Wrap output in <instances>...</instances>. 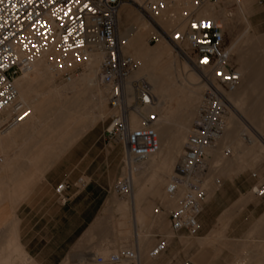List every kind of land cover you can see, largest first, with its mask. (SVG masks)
Segmentation results:
<instances>
[{
  "label": "built area",
  "instance_id": "built-area-1",
  "mask_svg": "<svg viewBox=\"0 0 264 264\" xmlns=\"http://www.w3.org/2000/svg\"><path fill=\"white\" fill-rule=\"evenodd\" d=\"M204 1L197 0L196 6ZM129 2L131 0H0V116L16 101L14 79L29 71L36 61L45 59L62 73L63 81L69 82L90 62L92 55L101 54L98 81L109 89L108 106L113 112L104 135L107 141L122 146L121 168L131 162L143 163L156 155L160 149L155 128L158 116L155 112L144 114L141 111L155 106L157 100L144 80H129L136 65L130 56L123 54L119 41L118 13L121 6ZM260 3L264 4V0ZM165 6L163 0L148 1L145 11L155 14ZM152 38L156 43L158 38ZM168 38L180 46L186 45L180 50L202 73L207 84L198 111L199 120L187 137L165 188L169 197H179L177 206L168 212L171 231L195 234L199 229V216L208 202L203 187L209 173L211 156L208 152L216 147L226 128L229 103L226 96L237 90L241 76L231 63L220 24L192 14L187 19L186 29ZM15 112L17 122L28 115L21 106ZM133 114L141 119L138 127L131 126ZM251 176L258 178L257 173ZM78 183L80 188L85 186L83 179ZM216 184L219 186L220 181ZM69 187L67 183H60L55 188L62 204L68 202L64 192ZM129 188V177H118L115 193L125 195ZM250 193L263 197L264 179L255 184ZM158 210L161 208L154 212ZM167 247L165 240H159L148 251V257L158 258ZM122 261L138 264V256L135 251L123 250L96 259L99 264Z\"/></svg>",
  "mask_w": 264,
  "mask_h": 264
},
{
  "label": "rangeland",
  "instance_id": "rangeland-1",
  "mask_svg": "<svg viewBox=\"0 0 264 264\" xmlns=\"http://www.w3.org/2000/svg\"><path fill=\"white\" fill-rule=\"evenodd\" d=\"M234 2V0H205L193 12L198 18L200 11L207 9L208 14L222 25L227 51L232 44L238 41L237 48L240 53H231L229 55L231 63L236 69H242L245 73L246 78L240 82L239 87H247L249 80H251V85L247 88V95L241 108V115L245 120L236 114L235 117H231L233 118V123H226V127L234 128L237 133L241 134V137L237 134L241 143L236 142V138L222 139L220 141L228 142L221 147V150L216 155H213V149L209 150L208 154L211 156L208 162L209 168L211 167L212 170V165L216 168L212 171L213 177L206 183L204 181L203 186L206 191L207 187L210 190V187L212 188L217 180L221 181L229 178L220 176L221 173H227L228 169L231 171L241 170L238 173L255 172L260 177L264 175V12L259 16L250 17L257 9L264 10V5H261L259 0L255 2L242 0L241 2H249V4L246 12L240 14ZM131 4L132 1L122 10L125 12L131 9ZM184 4H187V1L181 0L180 5L184 6ZM120 18L124 20L123 12ZM129 26L130 20L124 26L120 25L119 34ZM150 31L153 32V30ZM149 37L147 33L146 48L150 52L151 50L155 52L156 43L153 38ZM162 42H166V50H163L161 54H154L148 66L160 71L163 92L169 95L175 94L174 97L177 104L173 117L174 123L166 127L162 132L157 131L162 148L159 160L145 161L135 167L133 192L137 196L138 206H135L137 209L143 212L141 208L143 205H150L151 207L148 219L140 218L137 221L138 223L136 222L139 238H147L148 230L154 229L155 234L159 236L157 241L165 240L168 247L155 260H149L146 257L150 250L148 247L140 256L143 262L150 264H193L192 261L194 260H196L195 264H236L244 259L247 253L250 255L263 253V248L260 249L261 251H259V248L262 243L264 244V214L252 225H250V220H248V224L239 227L241 231L234 235H230L227 232L228 220L226 213L218 220L215 229L205 236L200 233L201 228L195 234L185 231L175 234L170 229L167 215L169 211L176 207L178 197L168 198L165 195L167 186L165 173L170 166L172 150L177 145L184 144L195 127L197 108L200 103H197L193 108L191 121L187 122V111H184L185 108L183 107L185 104L183 105L182 102L185 95L190 92L191 84L199 82V80H195V74L199 75V73L194 70L191 63L189 64L186 61L182 51L180 52L176 47H173V49L170 47L169 44L171 42L168 39L163 38L161 39ZM185 48L186 45L183 44L182 50ZM40 63L41 60H38L32 65L36 76H32L29 82L30 85L36 88L33 95L39 97L48 89L47 80L42 78L44 75L39 76V72L42 73L41 66H39ZM186 63L188 67L184 66ZM22 75L19 77H22ZM140 78L147 81L143 76ZM202 81L203 79H201ZM84 82L86 83V81ZM54 84L56 86L66 85L61 81V75L55 80ZM99 90H101V93L103 92L102 89ZM203 90L199 93V99L200 97L202 99L205 92ZM103 100L99 106L89 94L65 96L60 112H58L54 96L48 95L45 100L40 101L42 106H37L36 108L34 123L31 125L25 124L21 129V140L28 139L29 141H16V145L24 144L19 160L13 165V168L18 167L20 169V175L14 181L12 180L14 177L8 180L12 181V183L27 180L29 184L26 191L28 192L34 186V183L39 180L37 177L33 178L36 172L43 169L44 173L55 164V160L66 153L68 148L76 141H79L84 134L89 132L92 141H107L102 132L108 126L112 112L108 106L106 96L103 97ZM188 112L190 111L188 110ZM229 116L231 115L228 113L227 117ZM1 117L4 118V116ZM46 118H49L47 127L41 129L45 124L43 122ZM24 122L22 121V123ZM88 124L91 127L88 128ZM138 124L140 125V123ZM3 125L0 124L1 136L4 135L3 132L5 130ZM248 139L253 141H246ZM220 143L218 141L215 150ZM9 154L11 155V153ZM0 158L2 159L0 166H3L6 158L1 153ZM249 163L251 165L244 169L245 165H249ZM142 169L143 171H141ZM3 171L4 167H0V173ZM125 171V169L120 168L119 178H122V176L126 177ZM8 173L10 175L12 171ZM27 175H30V177H27ZM1 179L4 180V178ZM138 184L140 185L139 189L137 187ZM216 185L214 189L217 190L219 186L217 185V187ZM13 187L11 185V189ZM0 191H3L2 187ZM7 194L5 192L4 196H7ZM0 196H3L2 192H0ZM112 197L115 201L126 202L127 206L132 204L130 198L121 199V195L116 194L115 191ZM157 208H161V211L159 210L155 214L154 211ZM126 227L131 229L133 220L128 221ZM131 251H135L133 246H131ZM3 254H0V264H21L19 259H12L11 253H6L9 256L7 258H4Z\"/></svg>",
  "mask_w": 264,
  "mask_h": 264
},
{
  "label": "crops",
  "instance_id": "crops-1",
  "mask_svg": "<svg viewBox=\"0 0 264 264\" xmlns=\"http://www.w3.org/2000/svg\"><path fill=\"white\" fill-rule=\"evenodd\" d=\"M242 4L245 13L249 2ZM263 12V9H257L250 17L259 16ZM245 78L243 72L242 80ZM250 85L251 80L247 87H239L228 96L231 116L226 118V123H233L231 117L236 114L245 120L241 115V108ZM87 127L91 126L88 124ZM104 133L105 131L102 135ZM237 134L239 133L234 128L226 127L220 140L236 138L239 143ZM21 135L20 131L14 140H2L6 159L4 171L0 173V178H4V185L1 186L3 191H0L3 193L0 196V254L7 256L6 253L9 252L12 259H19L21 264H99L96 262L97 258L131 250L133 246L138 264H150L143 262L140 255L147 247L151 249L158 242L159 236L152 229L148 230L147 238L140 239L136 228V222L140 218L148 219L150 216V205H143V212L135 207L138 202L132 185L131 205L115 201L112 197L114 185L120 175L122 146L111 141H92L88 132L44 173L43 169L37 171L33 178H39V182H35L27 192V180L14 183L8 180L20 175V169L13 168L19 159H12L9 153L13 146H18L16 143L12 144V141H29L21 140ZM220 140L217 149L212 150L213 155L228 142ZM8 147L10 149L7 151ZM250 165H245L244 169ZM215 168L212 165L210 178L213 177L212 171ZM10 171L12 173L9 175ZM238 172L241 170L228 169L227 173H221L220 176L229 178L222 179L219 187L216 184L210 190L207 187V196L210 197L198 219L203 236L215 229L218 220L225 213L228 220L227 232L230 235L240 232L239 227L247 225L248 220L252 225L264 214V196L255 197L250 193L251 188L264 179V175L260 177L257 174L258 178L255 179L251 176L255 172ZM81 179L85 181L83 188L78 187ZM60 183L70 185L64 192L68 197L66 204L60 203L55 194V188ZM11 185L14 186L13 191ZM215 185L217 190L214 189ZM137 187L139 189L140 185ZM5 192L8 193L7 196H4ZM130 220H133V227L128 229L126 224ZM119 264L130 263L122 261Z\"/></svg>",
  "mask_w": 264,
  "mask_h": 264
},
{
  "label": "bare ground",
  "instance_id": "bare-ground-1",
  "mask_svg": "<svg viewBox=\"0 0 264 264\" xmlns=\"http://www.w3.org/2000/svg\"><path fill=\"white\" fill-rule=\"evenodd\" d=\"M131 1H132L131 9L124 12V10H122V9L125 6H127L128 4H123L119 10L118 17H117L118 30H119L120 25L124 26L130 20V26L127 29H124L119 34V41L121 44V50H122L123 54H125V55L129 54L128 56H130L132 58V60L134 61L135 65H136V69L131 74L129 80L142 79L145 81V79L140 78L141 76H143L148 81V82L147 81H145V82L148 84V86H149L152 94L156 98L157 102H156L155 106H153L151 108L144 109L141 112L144 114H146L148 112H155L158 116V120L155 124V128L157 131L162 132L166 127H168L172 123H174L173 117H174V112L176 111V104H177L176 98L174 97L175 94L169 95V94H165L163 92V84L161 83V79H160L161 78L160 77V71H158L157 69L149 68L148 64L151 63L149 61H150V59H152L154 54L158 55V54H161L163 52V50H166L165 49L166 48V45H165L166 42L161 43V39H163V38L168 39L171 42L169 45H170V47H172V49H173V47L178 48V50L182 49V45L180 46L179 44L172 42L168 38V36L171 37L174 32H180L181 33L185 30L186 25H187V19H188L189 15H192L194 10L197 8V6H196L197 0H186L187 4H184V6L180 5L181 0H163L166 3V6L155 14L148 13L145 11L146 3L148 1H152V0H131ZM241 1L242 0H240L238 2L235 1L234 3L237 6L238 13L244 14V5L242 4ZM181 7H182V9H181ZM122 12L124 14V20L122 19V21H120V15ZM198 18H207V19L214 21L217 24H220L213 17H211L208 14L207 9L206 10L202 9L198 15ZM150 30H153V32H151ZM147 33L149 34V36L151 38L153 36L158 38L157 42H156L157 48H155V52H153L152 50L150 52L146 48ZM237 44H238V41L235 42L234 44H232L231 47L228 49L227 53L228 54L240 53V50L237 48ZM180 52H181V50H180ZM101 59H102L101 54L92 55L90 57V62L82 68V71L79 74L74 75L72 77L71 81L65 82L61 78V81L64 84H66L64 86H56L54 84L55 80L60 75H62V73L60 71L55 70L54 67H52L50 64H48L45 59H41V63L39 66H41L42 73L39 72V76L44 75V77H42V78L46 79L48 82V89H46L47 91H44V93L41 97H39L37 95H33L36 88L34 86L30 85V83H29L30 78L32 76H36L35 75L36 73L34 72L32 67L29 71L24 72L22 77L15 78L14 79V86L17 90L16 101L10 109H8L5 113H3L1 115V116H4V118H2V117L0 118V124H4L3 126H5V130L3 132L4 135H2V136L0 135V153L4 156L5 148L2 146V143H3L2 140L3 139L12 138L14 140L15 137L20 133L21 129L23 128V126L25 124L31 125L34 123V121L36 119L35 118V113L37 111L36 108H37V106H42V103H41L42 100H45L48 95H50V96L52 95V96H54V99H56V103L58 106V112H60L62 107H63L62 106L63 105V99L65 98V96H69V95L78 96L80 94L81 95L89 94L91 97L94 98L95 103H98L99 106L101 105L100 103H102V101H104L103 97L106 96L107 103H108L109 89L107 87L100 85V83L98 81ZM186 61L190 64V61L187 58H186ZM184 66L188 67V64L186 63ZM194 70H196V69L194 68ZM196 71L199 73V75L195 74V77H196L195 80H199V82L191 84L192 88H191V90H189L190 92L188 93V95H185L183 102H182L183 105L185 104L183 107V108H185L184 111L185 110L187 111V114H186L187 122L191 121V118H192V112L191 111H193V108L196 106L197 103L201 104V102H202L203 96H202V99H201V97L199 99V93L203 89H204L203 91H205L207 88V84L203 79L202 73L199 72L198 70H196ZM238 72L241 76V82H242L243 71H242V69L241 70L239 69ZM201 79H203L202 82H201ZM84 81H86V83ZM202 83H205V84L202 85ZM238 88H239V86H238ZM238 88H237V90H238ZM99 89H102L103 92L101 93V90H99ZM128 92H131L130 88L128 89ZM235 92H233V93H235ZM233 93H231V94H233ZM229 95L230 94H228L226 96L227 100H228ZM228 102H229V100H228ZM200 104L197 108V117H196L195 125H196L197 121L199 120L198 111H199ZM19 106H21L25 111H28V115L23 120L17 122L16 117H15L17 115V112H15V111H16V108ZM188 110L190 112H188ZM229 112H230V102L228 103V113ZM112 115H113V112H112ZM22 121L23 122L25 121V122L22 123ZM47 121L49 122V118H46V120L43 122L45 124L41 127V129H44L47 127L46 126L48 124ZM138 123H140V125H141L140 117L133 114L131 116V126L132 127H138V126H140ZM41 129H39V130H41ZM187 131H188V129H187ZM220 138H219V140H220ZM181 139H183V138L181 137ZM179 141H182V140H179ZM15 143H16V141H12V144H15ZM183 146H184V144L182 143L181 145H177L172 150L171 161L169 163L170 166H169L167 172L165 173V180H166L167 185L171 180L172 173L174 172L175 163H176L177 159L180 158L181 152H183ZM9 149L10 148L8 147L7 151ZM23 149H24L23 143H22V145L13 146L10 149L12 159H16V160L19 159L20 154L22 153ZM161 151H162V148L160 146L159 152L156 155L150 157L148 160H146V162H150L151 160H159ZM0 163H2V159H1ZM3 164H5V163H3ZM139 164H141V163L131 162V164H129L128 167L123 168L126 170L125 171L126 176L129 177V179H130V188H129V191L125 195L121 196V199L132 197V186L134 187V185H135V182L133 181V179H134L133 175L136 172L135 167ZM0 167H5V166L3 165ZM141 171H143V169ZM14 175H17V174L15 173ZM210 175H211V167L209 168V173H208L207 178L204 180L205 183L208 180H210ZM12 180L14 181V180H16V178H13ZM8 184H9V182H8ZM3 185H4V180L0 178V187ZM203 185H204V182H203ZM165 195L168 198H172V197H169L166 194V192H165ZM179 196H181V193L179 194ZM178 199H179V197H178ZM133 200H135V198H133ZM7 212H10V211L8 210ZM13 212H14V210L12 211V213ZM158 212H159V210L157 211V213ZM157 213H155V214H157ZM11 231H10V234H11ZM13 231H14V229H13ZM14 233H15V231H14ZM14 235H12V236L14 237ZM13 237H12L11 241L13 240ZM8 241H10V240H8ZM260 249L263 250V253H258L256 255H250L247 253L244 256V259H242L241 261H239L236 264H264V244L263 243L260 246L259 251H261ZM3 257L7 258L9 256H5V254H3ZM146 257L149 260H153V259H150L148 257V253H147ZM10 259H11V257H10ZM192 262H193V264H195L196 260H194Z\"/></svg>",
  "mask_w": 264,
  "mask_h": 264
}]
</instances>
